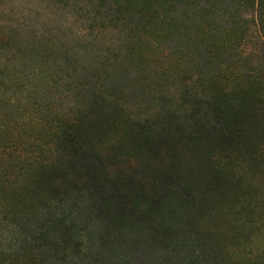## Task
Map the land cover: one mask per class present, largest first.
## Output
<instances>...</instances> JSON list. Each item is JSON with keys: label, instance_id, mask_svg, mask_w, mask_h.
Listing matches in <instances>:
<instances>
[{"label": "trees", "instance_id": "16d2710c", "mask_svg": "<svg viewBox=\"0 0 264 264\" xmlns=\"http://www.w3.org/2000/svg\"><path fill=\"white\" fill-rule=\"evenodd\" d=\"M203 1L112 0L145 35L129 50L137 69L147 54L175 55V78L191 80L175 92V111L154 118L135 120L122 91L101 78L72 111L38 102L50 84L35 80L55 84L56 71L33 62L41 53L31 47L15 55L19 64H0V225L18 228L0 243V264H147L144 254L264 264V71L224 57L246 34L248 8L264 40V0Z\"/></svg>", "mask_w": 264, "mask_h": 264}, {"label": "rangeland", "instance_id": "374dc122", "mask_svg": "<svg viewBox=\"0 0 264 264\" xmlns=\"http://www.w3.org/2000/svg\"><path fill=\"white\" fill-rule=\"evenodd\" d=\"M199 2L205 3L203 0ZM255 11L253 8L242 11L241 17L247 23L246 34L239 45L225 52L224 57L246 71L262 72L264 40L258 30ZM171 15L175 19V12ZM128 24L115 11L112 0H0V37H12L5 46L0 44V64L10 56H14L15 63L19 64L15 55L23 54L30 47L35 49L34 53L40 52L37 55L30 53V59L37 64H50L51 69L56 71L53 74L56 83L40 74L38 81L35 80L38 87L46 83L50 87L47 90L39 87L36 99L45 102L43 100L52 98L57 111L76 108L79 92L96 78H101L103 85L109 89L122 91L134 118H154L163 110L175 111V92L191 80L175 78V66L171 67L173 63L175 65V55L167 57L157 53L154 58L149 52L151 57L147 54L145 64L137 69L129 57V50L137 44L140 36L145 35L131 30ZM148 37L155 41L150 35ZM157 67L170 71L169 77H161L155 71ZM192 78L194 80L195 76ZM13 115L14 119L18 117L16 112ZM132 122L134 124L135 121ZM81 199L76 201L82 206ZM72 200L71 197L69 202L66 200V208L72 207ZM84 210L81 207V211ZM73 211L78 210L73 208ZM91 221L94 226L98 225L96 220ZM85 222L80 221V224L83 226ZM16 231L18 228L15 226L11 232L1 224L0 243L6 246L10 239L16 240ZM138 257L140 255H134L135 260ZM144 257L147 264H172L156 254H144ZM118 258L114 257L110 264H133Z\"/></svg>", "mask_w": 264, "mask_h": 264}]
</instances>
